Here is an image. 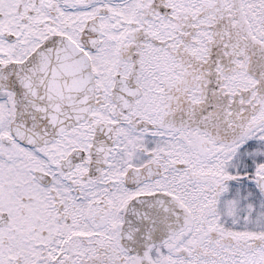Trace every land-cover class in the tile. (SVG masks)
<instances>
[{"label": "snow or ice", "instance_id": "obj_1", "mask_svg": "<svg viewBox=\"0 0 264 264\" xmlns=\"http://www.w3.org/2000/svg\"><path fill=\"white\" fill-rule=\"evenodd\" d=\"M0 264H264V0H0Z\"/></svg>", "mask_w": 264, "mask_h": 264}]
</instances>
